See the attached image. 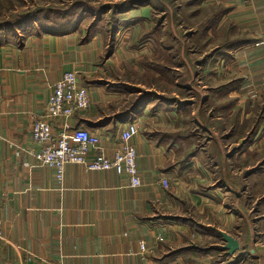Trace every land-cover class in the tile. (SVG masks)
<instances>
[{
  "label": "crops",
  "instance_id": "crops-1",
  "mask_svg": "<svg viewBox=\"0 0 264 264\" xmlns=\"http://www.w3.org/2000/svg\"><path fill=\"white\" fill-rule=\"evenodd\" d=\"M151 6L123 13L132 35L111 51L118 21L109 36L98 23L0 31V264H264V0H184L187 19L202 13V28L184 27L185 53L176 34L156 36L154 23L143 30ZM226 27L238 34L214 42L210 34ZM198 33L202 50L193 49ZM180 58L184 83L174 74ZM134 59L151 63L136 83L123 81ZM70 70L90 98L70 126L96 134L107 156L137 123L140 187L77 164L58 183L38 165L30 123ZM150 71L168 75L167 90L146 86ZM221 232L238 241L234 254L221 250Z\"/></svg>",
  "mask_w": 264,
  "mask_h": 264
},
{
  "label": "rangeland",
  "instance_id": "rangeland-1",
  "mask_svg": "<svg viewBox=\"0 0 264 264\" xmlns=\"http://www.w3.org/2000/svg\"><path fill=\"white\" fill-rule=\"evenodd\" d=\"M143 1L149 0H0V23H4L5 27H13L15 25L20 24H24L23 26L34 24L37 26L41 25L42 27L47 29H59L61 28V26H64L65 29L67 26L71 25V23L75 21V23L81 24L80 26L82 29H88L89 25L93 23H98L99 29L102 30L105 34H108L109 36V33H111L110 28H112L113 30V25L118 22V24L122 23L123 13L125 15L131 14L133 15V18H135L137 12L133 11V9L138 7V5L135 4H140ZM150 1L152 2V11L149 14V20L145 21L142 26L146 27L148 21H150L151 24L148 27L143 28V30L149 31L151 25H153L154 23L155 27L152 28V31L155 33L156 36L159 35L160 37L168 38L176 34L178 38H181V42L179 43V45H177V51H179V53H185V48L189 45L186 46L184 44V39L186 37V30L184 29V27L190 28V26L193 24L194 29L202 28V13L199 12L197 15L198 18H195V20H189L186 18V13H189V9H185L184 0ZM169 3H171V5ZM175 16H177L176 19ZM177 22H180V26L178 25V27H175L178 24ZM125 23H122L121 27L119 28L118 33L115 36V40H110V51L113 48L115 49L117 46H119L121 41H123L125 38H128L132 35L131 30H128ZM118 24H116L115 27H118ZM223 31H213V33L210 34V36L214 38V42L221 43L223 41L221 37H223V35L225 34L228 35L229 38L235 37L238 34L233 31L232 28L227 27L225 28V31L227 33H223ZM204 35V32H202V39H204ZM196 39H198V42L194 43L193 49L202 50L199 41V33L198 35H196ZM137 61L140 60L134 59L127 63L125 69L129 71H127L125 75H123V81H132L136 83L137 79L140 78L136 75L138 73L137 69H142L143 67L147 68L148 65L151 63L150 61L141 60L138 64ZM178 61L181 62L182 65L178 67L177 71L174 73L176 78H178L179 82L181 83H184V81H189L191 78V76L189 77V70L185 67L182 58H180ZM162 63L168 65V58L164 59ZM155 71L157 70L155 69ZM160 73L162 72L160 71ZM117 78L121 77L118 76ZM167 80L168 75L166 73L164 74V76L161 77L159 75L157 79H155L152 76V71H150L149 75H147L145 83L146 86L154 87V89L157 90H167V83H164L167 82ZM177 93L181 98H184V96L186 95L184 90L182 89H179ZM238 165L239 167H242L241 164ZM251 194L252 192L250 193L249 191L248 196H251ZM254 194L257 195V193L255 192ZM256 195L255 198L257 197ZM255 200L256 199L248 200L249 202L247 205L249 208H259V206L256 205V203H258V200Z\"/></svg>",
  "mask_w": 264,
  "mask_h": 264
},
{
  "label": "built area",
  "instance_id": "built-area-1",
  "mask_svg": "<svg viewBox=\"0 0 264 264\" xmlns=\"http://www.w3.org/2000/svg\"><path fill=\"white\" fill-rule=\"evenodd\" d=\"M89 107V89L78 82L75 70L65 72L53 85L45 112L33 117L30 123V138L38 147L34 155L38 165L52 169L58 183L63 182L65 167L68 164H77L87 171H114L125 176L131 187H140L137 151L131 143L132 137L138 131L137 123L130 121L120 130L119 147L112 156H107L96 134L85 128L70 126L73 116ZM56 120L62 122L59 131L53 129V122ZM164 187H169L167 180L164 181ZM140 251H148L144 242L140 243Z\"/></svg>",
  "mask_w": 264,
  "mask_h": 264
},
{
  "label": "water",
  "instance_id": "water-1",
  "mask_svg": "<svg viewBox=\"0 0 264 264\" xmlns=\"http://www.w3.org/2000/svg\"><path fill=\"white\" fill-rule=\"evenodd\" d=\"M220 236L224 245L222 246L221 250L227 252V255L234 254L239 249V243L236 239L232 236L228 235L225 232H221Z\"/></svg>",
  "mask_w": 264,
  "mask_h": 264
},
{
  "label": "trees",
  "instance_id": "trees-1",
  "mask_svg": "<svg viewBox=\"0 0 264 264\" xmlns=\"http://www.w3.org/2000/svg\"><path fill=\"white\" fill-rule=\"evenodd\" d=\"M147 2L148 1H143V2H141L140 4H135V5H138V6H142V5H145V4H147ZM132 7V6H131ZM131 9H133V8H131ZM130 10V9H129ZM76 22V21H75ZM75 22H72L71 23V25H69V26H67L65 29H64V26H61V28H59V30H68V29H71V28H73V26H74V23ZM24 25V24H23ZM23 25L22 24H20V25H15V26H7V27H5L4 26V23H0V31L1 30H9V29H21L22 27H23ZM91 28V27H90ZM47 29V28H46ZM51 30H55V29H51ZM58 30V29H57Z\"/></svg>",
  "mask_w": 264,
  "mask_h": 264
}]
</instances>
